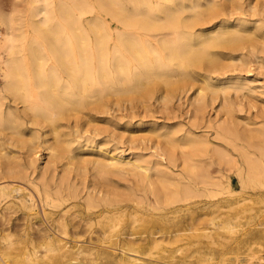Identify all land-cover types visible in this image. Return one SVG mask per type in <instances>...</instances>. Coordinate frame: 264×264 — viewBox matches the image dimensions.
<instances>
[{"label": "bare ground", "instance_id": "bare-ground-1", "mask_svg": "<svg viewBox=\"0 0 264 264\" xmlns=\"http://www.w3.org/2000/svg\"><path fill=\"white\" fill-rule=\"evenodd\" d=\"M26 11V15H17L13 12L4 17L0 12V25H3L5 30L0 37V219L2 223L0 225H2V234L4 230H9L3 235L7 243L5 242L6 245L0 248V253H5V249L11 247L12 243L18 242H14L16 238H13L15 236L11 232L14 225L12 216L9 217L6 213L12 210V203H18L20 209L31 210L39 206L43 214H46L47 207L61 208L63 212L57 218L63 221L66 210L77 202L82 205L80 201L84 200L89 206L92 205L97 209L94 212L98 219L96 221L104 223L107 219L113 217L116 219L119 214L127 210V207H135L143 202L140 194L135 192L128 195L124 191L126 187L124 190L120 189L121 185L116 183L118 181L113 182L115 175L119 178L118 175L123 176L128 173L137 178L139 187L147 186L157 208H164V205H172L176 202H184L185 205L191 197H199L197 195L204 193L215 195L214 191L235 194L238 189L234 187L231 176L228 175L230 172L237 176L241 191L264 187V106L260 108L262 119L259 121V126L244 127L245 129L241 127L240 129L243 130H240L238 126L240 119L235 118L226 95L230 90H234L237 93L235 96H238L239 91L264 96V91L257 88L253 83L254 80L243 79L237 75H232L231 81L227 84L221 83V86L209 82L210 73H216L217 70L220 71L219 69L228 70L232 67L231 70L236 71L240 67L250 71L253 63L264 66V0H255L248 5H244L241 0H27ZM247 13L256 17L252 26L245 17ZM28 33L32 35L28 37ZM196 75L202 76V85H199L196 94L198 96L189 102L192 111L187 118L198 128L212 126L215 133L213 138L221 139L227 146L216 145V140L205 133L207 131L197 134L183 127L171 128L157 135L158 138L161 136L160 138L163 139L158 140L153 144L154 146L139 147V144L137 148L139 152H136L132 158L126 159L124 152L117 151V147L115 148L117 150L108 152L107 158L103 156L101 158L103 160L96 158V171L90 184L79 183L71 174L74 165L81 161L76 150H87L95 141V136L99 134L91 132L82 125V115H88L87 121L85 118L83 124L91 123L94 119L91 117L92 111L107 114L115 105H120L126 99L131 100L130 102L132 99H139L147 107L150 105L148 101L154 98L169 103L177 92L181 93L180 89L189 88L197 80ZM206 89H210L213 99L220 92L223 93L219 104L224 113H220L221 116L218 118H207L208 116L205 115L209 106ZM248 93L245 96H249ZM160 101L164 105V101ZM251 105L253 108L254 102ZM259 107L258 105L257 108ZM143 109L146 108L143 107L141 110L146 116ZM248 112L250 113L251 110ZM98 122L96 125L99 127ZM250 123L257 124L256 121H247L246 125ZM27 125L31 126L30 143L23 138ZM180 131L182 132L178 134ZM114 133L116 135L117 132ZM81 138L85 143L79 141ZM111 138L107 137L104 140L108 143ZM118 140L121 139H116ZM15 141L16 145L26 147L23 152L11 148ZM21 147L20 150H23L24 148ZM40 149L47 152L43 164L38 162ZM208 149L212 150L217 158L214 172L209 167L216 161L212 159ZM236 153L241 156L244 166ZM207 156L209 160L206 159ZM89 163H87L88 168L91 164ZM87 166L85 171L88 169ZM77 167L79 166L75 169L80 170ZM225 171L230 172L225 173ZM128 177L121 178L126 181ZM97 182L101 186H98ZM110 184L112 189H109ZM150 202L147 204L150 205ZM68 205L69 207L66 208ZM181 207L180 205L175 208ZM240 217L241 215L238 218ZM23 218L21 217V221ZM178 218L177 220L180 219ZM122 219L124 220L123 217ZM191 219L193 220L194 217ZM232 219L229 216L221 226L233 232L236 224ZM177 220L175 224L178 223ZM183 220H186L185 217ZM189 222L187 223L190 224L189 226L177 224L175 227H161L158 231L149 228L144 234L147 233V236L151 235L155 238L156 233L163 231L175 235L174 240H176L181 236L176 237L181 231L199 229L194 227L196 224L194 221ZM33 224L36 226L34 221ZM62 225L61 227L64 228ZM116 225L111 224L109 227L113 231ZM106 230L100 231L103 233L101 234L106 235ZM194 230L191 231L193 238L195 235L198 236L197 238L201 235V239L204 237L209 238L211 242L215 241L212 229L210 231L205 229L201 233ZM50 234L43 231L36 237V234L33 235L23 229L18 240L20 243L24 239L28 245L22 248L19 246L16 252L26 255L30 262L44 260V257L50 261L52 258L66 255L60 243L63 241L62 235L51 237ZM130 234L133 235L134 232ZM215 234L221 236L219 231ZM39 237L40 240H50L45 245L46 249L42 250V255L37 254V245H35V238ZM128 242L126 252H136L132 240ZM246 243L247 241L242 244ZM262 247V241L257 240L255 249L259 250ZM49 251L58 253L48 256ZM127 253L120 258L121 264L135 258L134 255L131 257ZM31 254L34 258L30 256Z\"/></svg>", "mask_w": 264, "mask_h": 264}, {"label": "rangeland", "instance_id": "rangeland-1", "mask_svg": "<svg viewBox=\"0 0 264 264\" xmlns=\"http://www.w3.org/2000/svg\"><path fill=\"white\" fill-rule=\"evenodd\" d=\"M254 1L255 0H241V2H243L244 5H248L249 3H252ZM26 7H27V0H0V12H1V15L3 17L13 14V12H16L17 15H26V12H27ZM245 17H247V19L250 21L249 22L250 26L255 24V20H256L255 16L250 15V13H247ZM263 29H264V27H263ZM4 32H5L4 26L0 25V37L3 35ZM31 35H30V33H28V37H30ZM250 68H252L250 71H247L246 68L241 69L240 67L237 68L236 71L231 70L232 67H229L228 70L219 69L220 71L217 70L216 73H214V72L210 73L209 82L212 83L213 85L216 83L215 86H218V85L221 86V83H223V84L229 83L231 81L230 77L232 75H237L240 78L242 77L243 79L248 78L250 80H254L253 83L255 85H257V88L264 91V86H262V85H264V66H258V64L256 65L255 63H253ZM196 77H197V80L194 81V83H192V85L190 84L191 86L189 88L187 87L188 89L185 87L187 90L185 88H182V89H180L181 93L178 90L179 92L176 93L177 95L175 94V96L172 98V100L169 101V103L164 101L163 99H160V100L164 101V103H163L164 105L166 104L165 109H164V105H162V102L158 98H157L158 100L156 98L149 100L148 105L149 104L150 105L148 107H147V105L142 104V102L139 101V99H137V100L135 99L138 102H136L135 100L132 99V102L133 103L135 102L137 104H135V103L133 104L132 102H130L131 100L126 99L123 101L125 103L122 102L120 105H115L113 110L110 109L111 111L110 110L108 111L110 113L107 112V114L106 113H99L98 114L97 112L92 111L91 113L93 116H91V117H93L94 119H93V121H91V123L87 122L89 124H87V123L83 124L85 122L84 121L85 118L87 121L88 115H82L83 116L82 117V125H85V128L87 127L91 132H93V133L98 132L100 135L98 134L95 136V141L92 142V145L89 148H87V150H84V151L81 149L76 150V153L78 154V157L80 158L81 161L79 163H77L78 165L77 164H75V165L79 166L77 168L80 170H76L75 169L76 166L74 165V170L72 169L71 174H73L76 177V180L79 183L82 184L83 182H86V184H90L92 182L91 179L93 177V174L96 171V167H95L96 158L97 159H101L103 157L107 158L109 155L108 152L109 151L113 152V150L116 147L118 150L117 149H115V150L124 152V156L126 159L132 158L135 156L136 152H139V150L137 149L139 144H140L139 147L147 146V145L148 146L153 145V144L157 143L158 140L163 139V138H160L161 136H159V138H158L157 135H161V132H164V131L169 130L171 128L179 129V127H183L184 129H190L197 134H200L201 131L202 132L207 131L205 133H208L213 138L215 133L213 130L214 128L212 126H203V128L202 127L198 128L195 125H192V120H189V118H187L188 116H190V113L192 111V105L189 102H191L192 99L194 100V98H196L198 96L196 94L198 93L199 85L200 84L202 85V81H201L202 76L196 75ZM196 82H197V84H196ZM0 83H1V79H0ZM204 85L206 86V82H204ZM184 89H185V91H184ZM188 90H190V91H188ZM209 91H210V89L205 90V92L207 93V94L206 93L205 94L207 95L208 102H209V106L207 107V109L205 111V115H206V117L208 116L207 118H209V117L210 118H214V117L218 118L221 116L220 113H222V114L224 113V111L220 108L221 100L223 98V95H222L223 93L220 92L217 95L218 97L214 96V99H213V96H211L212 92L211 91L209 92ZM242 92L243 91L238 92L239 97L235 96L237 93L234 90H232V91L230 90V92L226 94L227 95V101H229V104L231 105V108L233 110V114H234L235 118L238 120L240 119L239 120L240 125H238L239 129L241 127H243V129H245L244 127L250 128V127H254V126H259V124H260L259 121H261V119H262V116H261L262 111L260 110V108L262 106H264V96H263V94H262V96H263L262 97L256 93L250 94L248 92H246V93L245 92L242 93ZM247 93L249 96H247V95L245 96V94H247ZM242 94H244V96ZM209 98H211L212 100L210 101ZM234 98H236V99H234ZM245 99H247V100H245ZM249 99H250V101H248ZM237 100L238 101L242 100V101L237 103L238 102ZM256 100H258V101H256ZM159 101H160V103H159ZM251 101L254 102V105L256 107H254V105H253V108H252V105H251L252 102ZM247 103H249V104H247ZM132 105H134V106H132ZM135 105L136 106L139 105L140 107L137 106L136 108H133V107H135ZM258 105L260 106L259 108H257ZM143 107L146 108V109H143V110H145L146 116L144 115V112L141 111ZM256 108L259 110V112H258L259 115L257 113ZM245 109H247V110H245ZM250 110L252 113L253 112L254 113L253 114L251 112L249 113L248 111H250ZM218 111H221V112H218ZM130 114L132 115V117ZM250 114H252L253 118ZM142 115H144L145 117ZM249 116H251L250 117L251 119L249 118ZM119 117L121 118V120ZM246 117H248V118H246ZM98 120H99V122H98ZM96 121L101 124V125L98 124L99 127L96 125L97 124ZM247 121H250V122L256 121L257 124L255 125L253 123H250L249 125H246ZM94 122H96V124H94ZM109 123H111V124H109ZM104 124H106L107 127ZM108 125H110V126H108ZM91 126H93V127H91ZM100 126H102V127H100ZM161 127H163V128H161ZM103 128H105V130H102ZM25 129H26L24 132L25 135L23 136V138H25L24 139L25 141L27 139L28 143H30V140L32 139L31 126L27 125V127ZM95 129H98L99 131H96ZM196 129H198V130H196ZM243 129H240V130H243ZM100 130H101V132H100ZM114 132H117L116 135H114L115 134ZM181 132L182 131L178 132V134ZM105 134L106 135L108 134V135L105 136ZM117 134L118 135L120 134V135L118 136ZM111 136H112V138H111ZM102 137H104V138H102ZM107 137L111 138V140H110L111 143H110V141L108 143L105 142V140H106L105 138H107ZM81 139L79 141H81L82 144L85 143V141L83 139H82L83 140L82 141ZM116 139H121V140L116 141ZM213 139H214V141L216 140L215 144L218 146L224 147L226 145V143L224 141H222L221 139L218 140V138H215V137ZM101 143H103V145ZM104 144H105V146H104ZM20 147H21V145H16V141H15L14 146H12L11 148H13L14 150L22 151V152L26 148L23 146V147H21V149H23V148L24 149L20 150ZM105 147H107V149ZM211 147H214V146H211ZM41 150L42 149L39 150L40 152L38 151V157H39L38 162H39V164L40 163L43 164V162H45L46 157H47V152L44 150L43 151H41ZM81 153H83V154H81ZM208 153H210L212 159L214 158V160L216 161V163L210 165V167H209V169L211 168L210 170L214 172L216 167H217V160H216L217 158L213 154L212 150H209ZM80 155L82 157H80ZM126 155H128V156H126ZM236 155H237V153H236ZM239 158H240L239 159L240 163L244 166V162L241 159V156ZM84 159H85V161H84ZM206 159L209 160L210 158L207 156ZM101 160H103V159H101ZM82 161H84V162H82ZM87 163H89L91 165V166L89 165V168L87 166ZM86 166L89 169V171H88V169L86 168L87 171L89 172L88 174H87V171H85ZM91 167H92V169H91ZM82 169H84V170H82ZM79 172L80 173L82 172V174H80ZM227 172H230V171H225V173H227ZM83 173L84 174L86 173L85 174L86 177L84 176ZM87 175H88V177H87ZM128 175H129V177H128ZM228 175L231 176L234 187L236 189H238L237 190L238 192H236L235 194H228V192L222 193V192L214 191L215 195H209V194L204 193V195H202V194L197 195L199 197H196V196H194L193 198L191 197L190 199H188L185 202L186 206L183 204L184 202H176L172 205H168V204H167L168 206L164 205V208H159V207L157 208L155 206V204H154L155 199H154L153 195L148 192L147 186H143V185L140 187L138 186V183H137L138 179L137 178L131 176V174H128V173L126 175H123V176L118 175L119 178L115 177L116 176L115 175V176H113V182L118 181L116 183H118L122 186L121 187L119 185L120 189L123 188V190H124L126 187V189L124 191H126L128 193V195L133 194L135 192L137 194H140L139 196L143 197V202H141L140 204H138L135 207H130V206L127 207V210H124V212L119 214L118 217H116V219H115V217H113L109 220L107 219V221L105 220L104 223H103V221L102 222L96 221L98 219H97V215H95L96 213H94V212L97 209L93 208L92 205L89 206L87 204V202L84 200L80 201V204L82 203V205H79L77 202V204L74 206L72 205L69 207V205H68L66 207V208L69 207L68 208L69 210H66L67 213L63 218L64 222L61 220V218H59V219L57 218V217H60V213L63 212L61 210V208L47 207L48 209L46 208L47 209L46 214H43L42 208L39 206L38 207L36 206L34 209H31V210L30 209H20L21 206L18 203H12L11 204L12 210H10L11 212L6 211V213L8 216L9 215L12 216V223L14 225L11 228V232L15 236L13 238H16L15 240L13 238L12 239L14 240V242H16V241H18V242H16V244L12 243L11 247L7 248V249L11 248V250L9 249L11 253L9 252V250L7 251V249H5L6 250L5 253L9 252L8 254L0 253V264H1V262H2V264H7V263L8 264H35V263L36 264H43V263H45V264H48V263L63 264L64 262H65L64 264H91L92 262H93V264L94 263L95 264H110V263L111 264H121L122 262L120 261V258L122 256H124L125 253H127L126 252L127 251L126 248L128 245L127 243H129L128 241L130 239L132 240L133 246L136 247L135 249H137V250H136V252L134 251V252L127 253L131 257L134 255L135 258H131L130 261H126L124 264H264V187L263 188H255V189L250 188V189L241 191L239 181L237 180L238 179L237 176L234 173L232 174L231 172L228 173ZM121 177H124V178L128 177L129 180H128V178H127V180L125 179L127 181V183H126V181L122 180L124 178H121ZM85 178H88V179H85ZM119 179H121V180H119ZM133 179L136 182L135 184H134ZM131 181H133V182L131 183ZM96 184L98 186H101V185H99V182H97ZM136 184L138 187L136 186ZM111 187H112V184H110L109 189H112ZM136 187H137V189H136ZM147 192H148V194H147ZM141 194H142V196H141ZM194 199H195V201H194ZM188 201H190L189 203L192 205H190L188 203ZM149 202L151 203L150 205L147 204ZM177 203L178 204L180 203V204L178 205ZM163 204H165V202ZM180 205L182 206L181 207L182 209L181 208L180 209L175 208V207H178ZM86 206H88L89 208ZM166 207H168V208H166ZM28 210H29V213L31 215L28 213ZM69 211H70V213H69ZM125 211H127V212L125 213ZM172 211H174V212H172ZM192 212H193V214H190ZM21 213L24 214L25 216L21 215ZM122 214H124V216ZM17 215L18 216L20 215L22 218L24 216L22 221H21L20 216L18 218L16 217ZM175 215H177L180 219L178 217H176ZM239 215H241L240 218H238ZM174 216H175V218H174ZM191 216L194 217L193 220L191 219L192 218ZM229 216H230V218H233L232 219V220H234L233 223L236 224V227L234 228L233 232L229 231V229H227L226 227L221 226V224L224 223L225 220H227L229 218ZM122 217L124 218V220L122 219ZM134 217H136V218H134ZM184 217L186 220H183ZM226 217H227V219H226ZM42 218H44V220ZM92 218H94V219H92ZM177 218L180 221L177 220ZM121 219L124 221V223H123V221H121ZM195 219L196 220L198 219V220L196 221ZM57 220H58V222H57L58 224L56 223ZM59 220H61V222ZM94 220H95V222H94ZM110 220H111V222H110ZM116 220H117V222H115ZM170 220H172V221H170ZM175 220H177L176 222H178L177 223L178 225L181 224V225H186V226L190 225V224H187V223H190L189 221H194V223H196V224H194V227H196V229L197 228H199V229L197 231L194 230L195 228L192 230L190 229L192 232L194 230L195 232L199 231L198 233H201L205 229H206L205 231H210L212 229L211 231L214 232L213 234L215 236V241H214L215 243L211 242V240L209 241L208 240L209 238L203 237V239H201L202 238L201 235H200L201 238L199 237L200 239L197 238L198 236L196 237V235H195V238H193L194 236L191 235V231H189V229L186 230L187 232L181 231V233L179 235H176V237L181 235L180 236L181 238L178 237V238H176V240H174L175 235L169 234V233H164L163 231H159L158 233H156L155 238L151 235L147 236V233L144 234L145 231H147L149 228H154L158 231L161 227L162 228L168 227V226L169 227H175V226H177V224H175ZM33 221H34V223H36V226L38 225L39 228L36 227L35 224H33ZM183 221H185V222H183ZM77 222H78V224H76ZM85 222H87V223H85ZM89 222H91V224ZM121 222L123 223V225ZM60 223L64 225V228L61 227ZM115 223H117L119 226L116 225ZM119 223H121V226ZM0 224H2L1 219H0ZM106 224H107V226H106ZM111 224L116 225V227H117V228L114 227V230H113L114 232L112 231V228L110 229V227H109V225H111ZM52 225H53V228H52ZM89 225H91V227ZM57 226H58V229H57ZM92 226H93V228H92ZM122 226H123V228H122ZM1 227H2V225H0V235H2L1 236L2 239L0 237V248H2L4 245H6V244H4L6 242V240L3 239L4 238L3 235L9 231V230H4V233L2 234L3 230L1 229ZM50 227H51V229H50ZM37 228H38V230H37ZM46 228H48V230H50V232ZM73 228H75V229H73ZM214 228H217V229H214ZM23 229H26L27 231H29L33 235L36 234V237H37V234H42L43 231H45V233H49V234L51 233L52 234V235L50 234L51 237L52 236L61 237V235H62L61 238L63 241L60 243L63 245V249H64L66 255L61 256V257L52 258L50 261L48 258L44 257L45 258L44 260L38 259V260H35L34 262L33 261L30 262L29 258H27L26 255L23 256V253L22 254L20 253L22 256L21 257L20 254H18V252H16L18 250V247L21 246V248H22L25 245H28V244H26V241H24V239H22L20 241V243L18 240L19 239L18 236L21 234V232H23ZM79 229H80V231H79ZM51 230H53V231H51ZM92 230L94 231V233L92 232ZM104 230L107 231V233H108V234L106 233L107 236L105 235V233H104V235H102L103 234L102 232ZM54 231H55V233H54ZM72 231H74L73 234H72ZM82 231L85 233L87 232V234L83 233ZM100 231H102V232H100ZM217 231H219L221 233V236L218 237L215 234ZM64 232L65 233L67 232V233L65 234ZM130 232H134V234L131 235ZM111 234H112V236H111ZM72 235H73V237H72ZM77 235L78 236L82 235V236L79 237L80 238L79 239ZM245 235H248V236H245ZM67 237H69V238H67ZM133 239L135 240L134 243H133V241H134ZM155 239L157 242H155ZM259 239L262 241L263 247L258 250V249H255V243ZM72 240H73V242H72ZM48 241H50V240H40V237L35 238V245H37V250H38L37 254H39V255L43 254L42 250L46 249L45 245L48 244ZM246 241H247L246 244H242V243H245ZM39 243L40 244L42 243V244L40 245ZM43 243H44V245H43ZM241 244H242V246H241ZM93 246L95 247V249ZM245 246H249V247H245ZM250 246H251V249H250ZM123 248L125 250H123ZM253 250H255V251H253ZM84 252H86V253H84ZM54 253L55 252L51 253V251H49L48 256H52ZM56 253H58V252H56ZM67 254L69 257L67 256ZM78 255H79V257H78ZM30 256L32 258H34L33 254H31ZM220 257H222L223 259ZM15 258H17V260ZM61 259H63V260H61ZM69 259L72 261H70ZM88 259H90V260H88ZM66 260L68 263L66 262ZM20 261H21V263H20ZM118 261H119V263H118ZM41 262H43V263H41Z\"/></svg>", "mask_w": 264, "mask_h": 264}]
</instances>
